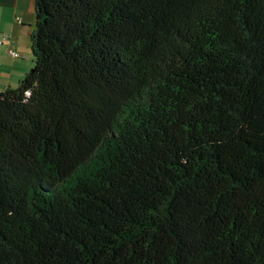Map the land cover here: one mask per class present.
<instances>
[{
    "label": "trees",
    "instance_id": "trees-1",
    "mask_svg": "<svg viewBox=\"0 0 264 264\" xmlns=\"http://www.w3.org/2000/svg\"><path fill=\"white\" fill-rule=\"evenodd\" d=\"M0 93V264H264V0H36Z\"/></svg>",
    "mask_w": 264,
    "mask_h": 264
},
{
    "label": "crops",
    "instance_id": "crops-1",
    "mask_svg": "<svg viewBox=\"0 0 264 264\" xmlns=\"http://www.w3.org/2000/svg\"><path fill=\"white\" fill-rule=\"evenodd\" d=\"M36 0H0V37L11 36L0 46V93L16 87L34 66L31 34L36 24ZM18 19L20 22H18ZM13 49L20 53L15 58Z\"/></svg>",
    "mask_w": 264,
    "mask_h": 264
},
{
    "label": "built area",
    "instance_id": "built-area-1",
    "mask_svg": "<svg viewBox=\"0 0 264 264\" xmlns=\"http://www.w3.org/2000/svg\"><path fill=\"white\" fill-rule=\"evenodd\" d=\"M18 22H20V20L18 19ZM11 38V36L9 34H3L1 37H0V45H4L6 41H9ZM9 54L12 55L13 57L15 58H18L20 57V53L16 50H13V49H10L9 50Z\"/></svg>",
    "mask_w": 264,
    "mask_h": 264
},
{
    "label": "rangeland",
    "instance_id": "rangeland-1",
    "mask_svg": "<svg viewBox=\"0 0 264 264\" xmlns=\"http://www.w3.org/2000/svg\"><path fill=\"white\" fill-rule=\"evenodd\" d=\"M35 5H36V3H35ZM36 7V6H35ZM0 46H3V45H0Z\"/></svg>",
    "mask_w": 264,
    "mask_h": 264
}]
</instances>
